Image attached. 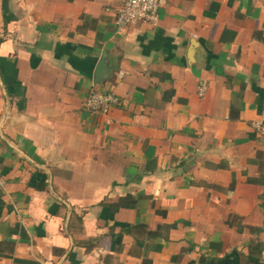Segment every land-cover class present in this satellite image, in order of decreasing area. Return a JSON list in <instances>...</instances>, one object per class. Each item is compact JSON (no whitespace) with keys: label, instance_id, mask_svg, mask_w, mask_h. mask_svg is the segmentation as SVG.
Wrapping results in <instances>:
<instances>
[{"label":"crops","instance_id":"crops-1","mask_svg":"<svg viewBox=\"0 0 264 264\" xmlns=\"http://www.w3.org/2000/svg\"><path fill=\"white\" fill-rule=\"evenodd\" d=\"M122 1L0 0V264H264V0Z\"/></svg>","mask_w":264,"mask_h":264},{"label":"built area","instance_id":"built-area-1","mask_svg":"<svg viewBox=\"0 0 264 264\" xmlns=\"http://www.w3.org/2000/svg\"><path fill=\"white\" fill-rule=\"evenodd\" d=\"M163 0H123L115 17V26L118 31L138 23L157 25L160 20V10ZM207 83H199V93L203 95L207 90ZM118 103V96L107 90L92 88L84 100V107L99 113H108ZM256 130L264 136V121L254 123ZM1 181V172H0Z\"/></svg>","mask_w":264,"mask_h":264}]
</instances>
